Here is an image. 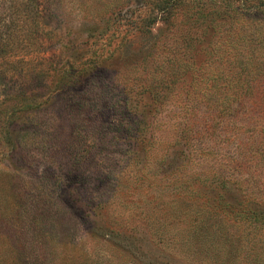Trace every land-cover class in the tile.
Returning a JSON list of instances; mask_svg holds the SVG:
<instances>
[{"label":"rangeland","instance_id":"374dc122","mask_svg":"<svg viewBox=\"0 0 264 264\" xmlns=\"http://www.w3.org/2000/svg\"><path fill=\"white\" fill-rule=\"evenodd\" d=\"M199 1L0 0V264H264V14Z\"/></svg>","mask_w":264,"mask_h":264},{"label":"trees","instance_id":"16d2710c","mask_svg":"<svg viewBox=\"0 0 264 264\" xmlns=\"http://www.w3.org/2000/svg\"><path fill=\"white\" fill-rule=\"evenodd\" d=\"M153 5L149 17H143V19L136 23L141 24L139 27H136L141 32H143L142 28L144 26L148 28L157 24L160 20H170L174 18L178 12L184 11L187 8L183 0H155ZM195 7L197 8L196 14L207 12L209 14L217 13L225 17L230 24H234L233 21L237 19L244 20L246 17L254 18L259 16L260 13L264 14V0H200L195 4ZM140 18H142L141 15ZM232 80L240 81L237 77L232 78ZM240 83L242 82L240 81ZM248 85V88L253 87L251 84ZM233 87L237 86L226 85L223 87L225 90L224 92L227 94V91L230 90H228V88ZM248 104L249 106L254 105V108L251 109L254 111L253 113L260 115L262 112V115H264V92L247 90L241 107L247 106Z\"/></svg>","mask_w":264,"mask_h":264}]
</instances>
